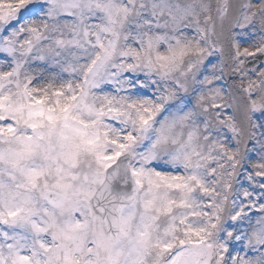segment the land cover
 I'll list each match as a JSON object with an SVG mask.
<instances>
[{"label":"snow or ice","instance_id":"6c2138e0","mask_svg":"<svg viewBox=\"0 0 264 264\" xmlns=\"http://www.w3.org/2000/svg\"><path fill=\"white\" fill-rule=\"evenodd\" d=\"M0 264H264V0H0Z\"/></svg>","mask_w":264,"mask_h":264}]
</instances>
